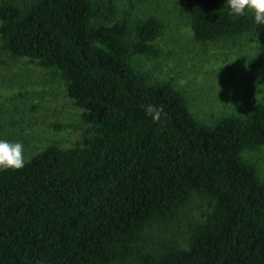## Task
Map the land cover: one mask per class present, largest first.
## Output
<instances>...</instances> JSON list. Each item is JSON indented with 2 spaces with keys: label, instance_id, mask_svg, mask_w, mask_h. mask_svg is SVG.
Listing matches in <instances>:
<instances>
[{
  "label": "trees",
  "instance_id": "1",
  "mask_svg": "<svg viewBox=\"0 0 264 264\" xmlns=\"http://www.w3.org/2000/svg\"><path fill=\"white\" fill-rule=\"evenodd\" d=\"M185 7L195 41L254 34L264 54L251 12ZM113 13L92 0H0L3 49L59 71L87 125L75 146L0 170V264H264V180L242 157L264 146V96L245 115L198 122L171 84L131 65L159 55L160 20L99 22ZM194 198L212 210L189 222L184 248L173 226Z\"/></svg>",
  "mask_w": 264,
  "mask_h": 264
},
{
  "label": "rangeland",
  "instance_id": "2",
  "mask_svg": "<svg viewBox=\"0 0 264 264\" xmlns=\"http://www.w3.org/2000/svg\"><path fill=\"white\" fill-rule=\"evenodd\" d=\"M25 3L29 0H12ZM114 13L103 24L127 17L131 23L156 17L162 33L154 41L155 58L135 55L130 62L149 83L167 82L184 97L195 119L213 125L229 115H245L264 96V54L254 34L200 43L190 27L186 0H92ZM185 81L180 84L179 81ZM82 110L68 96L59 71L37 61L10 56L0 40V138L21 141L26 160L49 145L75 146L87 125ZM243 159L264 180V146L245 150ZM209 200L194 198L176 220L173 231L186 247L190 221H203Z\"/></svg>",
  "mask_w": 264,
  "mask_h": 264
},
{
  "label": "clouds",
  "instance_id": "3",
  "mask_svg": "<svg viewBox=\"0 0 264 264\" xmlns=\"http://www.w3.org/2000/svg\"><path fill=\"white\" fill-rule=\"evenodd\" d=\"M230 13L236 16L245 15L251 12L254 23L264 25V0H226ZM180 84L185 81L180 80ZM145 112L151 116L153 121H159L164 114V109L160 106L147 105ZM27 163L24 155V145L21 141H11L0 138V170L21 169Z\"/></svg>",
  "mask_w": 264,
  "mask_h": 264
}]
</instances>
